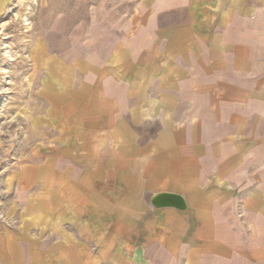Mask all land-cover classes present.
<instances>
[{
    "label": "crops",
    "instance_id": "crops-1",
    "mask_svg": "<svg viewBox=\"0 0 264 264\" xmlns=\"http://www.w3.org/2000/svg\"><path fill=\"white\" fill-rule=\"evenodd\" d=\"M45 25L19 50L0 263L264 264V0Z\"/></svg>",
    "mask_w": 264,
    "mask_h": 264
},
{
    "label": "rangeland",
    "instance_id": "rangeland-1",
    "mask_svg": "<svg viewBox=\"0 0 264 264\" xmlns=\"http://www.w3.org/2000/svg\"><path fill=\"white\" fill-rule=\"evenodd\" d=\"M128 1L7 0L8 7L0 13V175L20 156L22 123L17 110L20 95L16 83L21 80V70L26 63L25 55L19 51L22 41L32 40L51 17L69 15L71 11L73 28L86 31L94 20L107 18L110 12Z\"/></svg>",
    "mask_w": 264,
    "mask_h": 264
}]
</instances>
